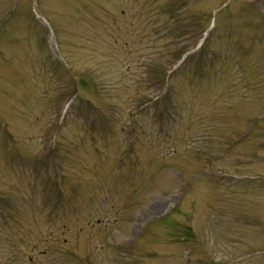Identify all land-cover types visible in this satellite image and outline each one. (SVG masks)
Segmentation results:
<instances>
[{
    "label": "rangeland",
    "instance_id": "1",
    "mask_svg": "<svg viewBox=\"0 0 264 264\" xmlns=\"http://www.w3.org/2000/svg\"><path fill=\"white\" fill-rule=\"evenodd\" d=\"M0 264H264V0H0Z\"/></svg>",
    "mask_w": 264,
    "mask_h": 264
}]
</instances>
